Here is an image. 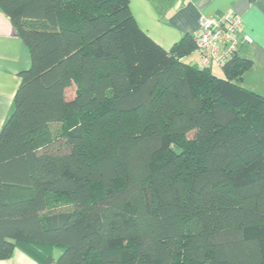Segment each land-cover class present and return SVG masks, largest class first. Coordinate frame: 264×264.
<instances>
[{"label":"trees","instance_id":"obj_1","mask_svg":"<svg viewBox=\"0 0 264 264\" xmlns=\"http://www.w3.org/2000/svg\"><path fill=\"white\" fill-rule=\"evenodd\" d=\"M26 45L0 129V261L264 264V96L164 50L129 0H0ZM72 96H68L70 90Z\"/></svg>","mask_w":264,"mask_h":264},{"label":"crops","instance_id":"obj_2","mask_svg":"<svg viewBox=\"0 0 264 264\" xmlns=\"http://www.w3.org/2000/svg\"><path fill=\"white\" fill-rule=\"evenodd\" d=\"M129 6L138 27L164 50H169L184 34L196 36L201 17L225 14L239 17L237 55L252 61L239 84L264 96V0H129ZM246 36L250 43L245 41ZM183 61L201 67V57L196 51ZM29 66L26 45L0 10V129L12 110L20 83L18 73ZM214 68L221 69L213 65L212 73ZM0 264L37 263L15 249L12 257Z\"/></svg>","mask_w":264,"mask_h":264},{"label":"built area","instance_id":"obj_3","mask_svg":"<svg viewBox=\"0 0 264 264\" xmlns=\"http://www.w3.org/2000/svg\"><path fill=\"white\" fill-rule=\"evenodd\" d=\"M240 27V18L231 14L199 19V33L194 36V42L195 51L201 57V67L211 69L217 65L221 68L238 54ZM244 39L251 42L248 36Z\"/></svg>","mask_w":264,"mask_h":264},{"label":"rangeland","instance_id":"obj_4","mask_svg":"<svg viewBox=\"0 0 264 264\" xmlns=\"http://www.w3.org/2000/svg\"><path fill=\"white\" fill-rule=\"evenodd\" d=\"M221 70V69H220ZM219 70V68H214L213 70V74L216 75L217 77H221V71ZM72 89L69 91L68 96H72Z\"/></svg>","mask_w":264,"mask_h":264}]
</instances>
